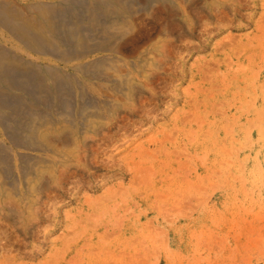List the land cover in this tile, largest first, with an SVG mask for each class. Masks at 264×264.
<instances>
[{"label": "rangeland", "instance_id": "rangeland-1", "mask_svg": "<svg viewBox=\"0 0 264 264\" xmlns=\"http://www.w3.org/2000/svg\"><path fill=\"white\" fill-rule=\"evenodd\" d=\"M176 1L141 14L147 82L101 89L85 164L30 226L0 211V264H264V0Z\"/></svg>", "mask_w": 264, "mask_h": 264}, {"label": "bare ground", "instance_id": "bare-ground-1", "mask_svg": "<svg viewBox=\"0 0 264 264\" xmlns=\"http://www.w3.org/2000/svg\"><path fill=\"white\" fill-rule=\"evenodd\" d=\"M172 3L178 6L176 0H0L4 215L17 213L30 226L42 190L85 164L91 134L122 106L112 95L130 104L147 82L139 78L152 63L146 51L138 52L147 37L141 14L157 15ZM136 53L142 60L129 66L139 71L123 72ZM107 88L114 94L101 91Z\"/></svg>", "mask_w": 264, "mask_h": 264}]
</instances>
